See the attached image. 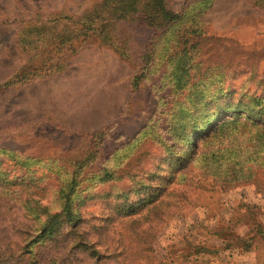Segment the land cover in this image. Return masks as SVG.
<instances>
[{"label":"rangeland","instance_id":"374dc122","mask_svg":"<svg viewBox=\"0 0 264 264\" xmlns=\"http://www.w3.org/2000/svg\"><path fill=\"white\" fill-rule=\"evenodd\" d=\"M118 1L0 0V264H257L264 0ZM69 194L87 246H26Z\"/></svg>","mask_w":264,"mask_h":264},{"label":"trees","instance_id":"16d2710c","mask_svg":"<svg viewBox=\"0 0 264 264\" xmlns=\"http://www.w3.org/2000/svg\"><path fill=\"white\" fill-rule=\"evenodd\" d=\"M118 3L124 5L125 0H120L118 1ZM130 4H132V0H127V5H130ZM169 16L171 15H167L166 20L168 19ZM172 17L175 18L176 15H172ZM42 74H46V73H42ZM248 114H249L248 118L250 119L248 120V122L250 123L262 122V116H260L259 111H256L255 109H251L249 110ZM216 117H217V113H215L214 115H211V118H208L207 120H203V121L201 120L198 123V126L196 127H200V130H205V129L207 130V127L209 126V124ZM196 120L198 119L196 118ZM104 128H101L100 130ZM216 129L217 127H212L210 130H208L206 132V135H207L206 137L213 134V132H216L217 131ZM192 140L193 139L191 138V140L187 141V145L192 143ZM153 183L155 184V188L158 190L163 189L164 188L163 186L165 185L157 181H153ZM156 189L146 188L142 186V188L140 189L139 188L130 189L125 194L122 193L121 195L116 196L117 197L116 199L120 200V204L124 206L122 211L119 214V219L124 218L126 219V221H132L131 213H133L134 215L136 213L135 211L136 207H141L143 204L148 203L149 200H151V202L149 201L151 205L156 206L158 204V197L156 195L158 190L156 191ZM78 215L74 213L71 196L69 194L63 200V206H62V210L60 213L52 214V213H49V211H47V212H44V216L42 219L38 218L39 222L41 223L40 228H39L40 232L36 236V239L37 238L38 239L37 240L35 239L36 241H31V242H28L30 240L25 239L24 242H27L26 246L33 244L34 242H37L38 240H41V238H48L50 239L51 242H57L60 235L65 234L68 228H71L73 229L74 232L78 233L79 241H81L83 246H87V241L84 239L85 234L81 231V229H79L81 219H80V215L79 216ZM110 221L114 222L115 219H110ZM101 234H102L101 232L98 233L99 236ZM145 236H146V233L144 232V237ZM88 247L91 249L93 248V246H88ZM4 264H10V263H4ZM29 264H41V262L38 261V259L34 258L33 261H30ZM195 264H199V263H195ZM257 264H264V254H263V257L259 258V261L257 262Z\"/></svg>","mask_w":264,"mask_h":264}]
</instances>
